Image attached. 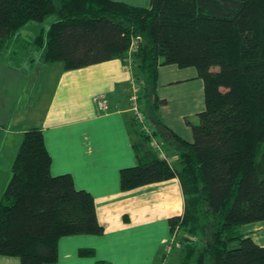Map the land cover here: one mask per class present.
Here are the masks:
<instances>
[{
    "label": "trees",
    "instance_id": "16d2710c",
    "mask_svg": "<svg viewBox=\"0 0 264 264\" xmlns=\"http://www.w3.org/2000/svg\"><path fill=\"white\" fill-rule=\"evenodd\" d=\"M32 22L45 26L25 41ZM21 43L63 71L129 65L143 122L130 119L138 163L120 171V189L178 179L184 210L169 219V244L177 237L181 247L175 264H264V246L241 233L264 221V0H0V52ZM171 65L194 68L203 83L191 143L158 117L166 104L158 72ZM154 137L174 143L177 167L152 148ZM50 167L41 130H27L0 200L1 257L55 264L61 238L103 234L93 197Z\"/></svg>",
    "mask_w": 264,
    "mask_h": 264
},
{
    "label": "crops",
    "instance_id": "0c3cea01",
    "mask_svg": "<svg viewBox=\"0 0 264 264\" xmlns=\"http://www.w3.org/2000/svg\"><path fill=\"white\" fill-rule=\"evenodd\" d=\"M113 1L149 6L146 0ZM22 46L0 52V200L24 133L39 129L51 157V174L70 175L77 190L93 197L97 221L104 230L101 236L61 238L55 264H164L165 260L170 264V258L163 260V251L169 246V219L181 216L184 210L178 179L127 192L120 189V171L138 163L129 127L133 116V71L129 65L117 59L63 71L60 64H43L36 51L31 49L29 54ZM198 82L195 71L181 73L173 65L159 68L157 95L166 104L159 108L158 117L188 143L192 142V133L185 112L190 106L173 112L169 107L179 104L186 95L191 104L199 102L203 85ZM100 98L106 103L105 111L97 104ZM151 139L166 157L162 156L177 167L174 143ZM243 228L249 229L244 235L264 246V221ZM82 249L92 254L81 256ZM0 264L20 262L0 256Z\"/></svg>",
    "mask_w": 264,
    "mask_h": 264
},
{
    "label": "rangeland",
    "instance_id": "374dc122",
    "mask_svg": "<svg viewBox=\"0 0 264 264\" xmlns=\"http://www.w3.org/2000/svg\"><path fill=\"white\" fill-rule=\"evenodd\" d=\"M131 2V1H129ZM149 3V0H146V4ZM50 18H48L49 20ZM45 25L44 24H38V23H35V22H32V23H29L27 26H25V28L21 31V37L24 38L25 41L27 40H32L30 38H34L35 36H37V33L39 31V28L40 27H44ZM22 44V43H21ZM24 44V42H23ZM30 54V52H28ZM215 70V69H214ZM179 71L181 73H185V74H188L189 71H195L196 73V70L194 68H185V69H179ZM132 74V73H131ZM133 77V76H132ZM199 86L200 85H203L202 84V81L199 79V82H198ZM192 85H195V84H192ZM189 85L187 86H184L185 89L188 87ZM201 87V86H200ZM179 101V100H178ZM177 101V102H178ZM186 102V103H184ZM190 106L189 108V111L188 112H185V117H190L188 120H189V123L193 124V123H196L197 122V116L195 115L197 112H201V110L204 109V100H203V91L200 93V97H199V102H196V104H191V99L189 96L186 95V97H182L181 100H180V103L179 104H170L171 106L169 107L170 108V111L173 112L175 111L176 109H181V110H184L185 107H189L187 105ZM191 104V105H190ZM194 105V106H193ZM191 111H193L192 114L190 115H193V116H190L188 115ZM193 121V122H192ZM190 124V125H191ZM187 127H188V124H187ZM192 133V132H191ZM158 151V150H157ZM160 153H162V155L164 157H166L163 153V151L161 150V147H160V151H158ZM243 228V227H242ZM248 228H244L241 229V233L244 234V232H246L248 234L249 232V229L247 231ZM174 242H170L169 246H168V250H165L163 251V254L165 255L164 257H166V259L170 258L171 259V263L170 264H175L176 262V259H177V255H178V252H180L179 250L181 249V247H179L178 245H180V243H178V239L177 237L175 238V240L173 239ZM169 243V242H168ZM164 260V259H163ZM168 260H165V261H162L164 264H167ZM169 263V262H168Z\"/></svg>",
    "mask_w": 264,
    "mask_h": 264
},
{
    "label": "built area",
    "instance_id": "2783aa9c",
    "mask_svg": "<svg viewBox=\"0 0 264 264\" xmlns=\"http://www.w3.org/2000/svg\"><path fill=\"white\" fill-rule=\"evenodd\" d=\"M138 92H139V89H138V86L135 84L134 81H131V112L133 114V116L140 122L142 123L143 122V115L141 114L139 108H138ZM97 104L99 106V108L101 110H106L107 107H106V103L105 101L100 98L97 100ZM151 146L152 148L160 151V148H159V145L152 139L151 140ZM160 156H162V153H160Z\"/></svg>",
    "mask_w": 264,
    "mask_h": 264
}]
</instances>
